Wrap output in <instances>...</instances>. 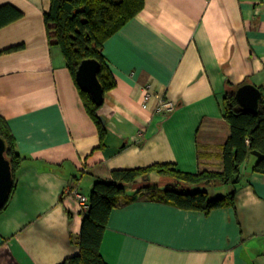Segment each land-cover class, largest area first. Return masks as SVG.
I'll return each mask as SVG.
<instances>
[{
  "label": "crops",
  "instance_id": "1",
  "mask_svg": "<svg viewBox=\"0 0 264 264\" xmlns=\"http://www.w3.org/2000/svg\"><path fill=\"white\" fill-rule=\"evenodd\" d=\"M5 5L23 16L0 28V116L25 161L0 212V264H62L78 255L83 214L71 191L89 196L114 170H223L229 87L264 89V0H145L104 45L117 83L99 111L104 149L50 39L51 0H0ZM162 100L173 107L160 111ZM256 163L249 156L227 193L206 190L211 198L235 192L233 207L206 214L150 201L147 192L117 207L101 247L105 262L264 264V172ZM150 180L159 188L171 181L156 173Z\"/></svg>",
  "mask_w": 264,
  "mask_h": 264
},
{
  "label": "trees",
  "instance_id": "2",
  "mask_svg": "<svg viewBox=\"0 0 264 264\" xmlns=\"http://www.w3.org/2000/svg\"><path fill=\"white\" fill-rule=\"evenodd\" d=\"M144 5L145 0H51V9L45 14L50 39H54V43L63 50L76 84V73L81 63L87 59H97L101 63L98 77L104 92L116 87V80L103 53L105 42L139 14ZM22 16L23 13L11 5L0 7V28ZM245 84L249 82L229 87L224 100V117L230 125L231 133L222 148V171H200L193 174L176 170L173 164H154L145 168L112 171L111 179L97 180L88 196L89 209L82 212L80 253L69 257L62 264H107L101 254V247L113 210L138 200L139 195L144 192L149 194L150 201L206 214L217 209L233 207L235 192L211 198L204 188L211 184H238L241 181L243 166L253 152L261 154L257 157L254 170L264 172V89H260L262 98L259 108L253 112L246 111L236 98L237 89ZM79 91L89 116L98 128L99 149H104L107 128L99 115L102 107L95 104L89 93L80 88ZM0 135L7 143L6 156L13 168L14 185L11 198L16 190L17 174L25 158L20 154L17 140L2 116ZM153 173L171 180L166 189L151 183L150 177ZM198 186L202 190L192 191ZM128 188H134L136 192L128 196Z\"/></svg>",
  "mask_w": 264,
  "mask_h": 264
},
{
  "label": "water",
  "instance_id": "3",
  "mask_svg": "<svg viewBox=\"0 0 264 264\" xmlns=\"http://www.w3.org/2000/svg\"><path fill=\"white\" fill-rule=\"evenodd\" d=\"M101 63L97 59L84 60L76 73V81L79 88L89 93L99 107L104 105L105 92L99 80ZM236 98L239 105L246 111H256L259 108L262 98L261 90L253 84H245L236 91ZM101 121L106 124L107 120L100 115ZM7 143L0 135V212L8 203L14 185L13 168L6 156ZM253 155L260 157L261 154L253 152Z\"/></svg>",
  "mask_w": 264,
  "mask_h": 264
},
{
  "label": "built area",
  "instance_id": "4",
  "mask_svg": "<svg viewBox=\"0 0 264 264\" xmlns=\"http://www.w3.org/2000/svg\"><path fill=\"white\" fill-rule=\"evenodd\" d=\"M173 107L171 103H166L163 100L160 103L159 110H170ZM71 193L75 196L77 202L81 206V211L86 212L89 209V198L88 196L81 193L79 190H72Z\"/></svg>",
  "mask_w": 264,
  "mask_h": 264
},
{
  "label": "rangeland",
  "instance_id": "5",
  "mask_svg": "<svg viewBox=\"0 0 264 264\" xmlns=\"http://www.w3.org/2000/svg\"><path fill=\"white\" fill-rule=\"evenodd\" d=\"M163 189H166L168 186L165 182H163V184L160 185ZM210 190V193L212 196L217 195V193H221V191H223L222 193H227L229 188L227 186H219V187H212V186H206V188H204V190ZM196 190H202V188L200 186L198 187H194L192 191H196ZM227 191V192H224Z\"/></svg>",
  "mask_w": 264,
  "mask_h": 264
}]
</instances>
